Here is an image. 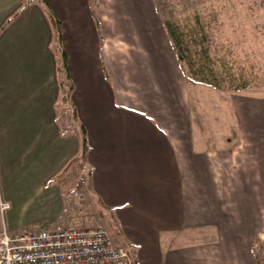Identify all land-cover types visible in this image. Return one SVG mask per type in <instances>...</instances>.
I'll return each mask as SVG.
<instances>
[{
	"label": "crops",
	"instance_id": "obj_1",
	"mask_svg": "<svg viewBox=\"0 0 264 264\" xmlns=\"http://www.w3.org/2000/svg\"><path fill=\"white\" fill-rule=\"evenodd\" d=\"M20 1L0 0V26ZM29 1L0 32V174L4 189L0 199L8 202L7 197L16 193L43 198L45 217L56 222L64 211L63 193L49 180L79 157L78 125L82 124L88 150L80 166L90 170L94 196L117 216L119 236L137 249L134 254L129 250L132 264H253L248 234L264 227V203L261 210L258 201L264 199V158L259 160L258 175L251 167L248 175L250 181L263 184L253 189L240 186L233 194L236 204L231 212L218 199L211 201L212 208L204 200L192 203L203 193L212 197L206 156L191 160L188 145L180 147L195 170L190 175L179 173L176 147L157 135L144 114L118 108L123 103L114 100L105 37L100 19L91 12V2L45 0L61 21L62 48L73 87L67 105L76 110V123L75 129H67L62 121L66 115H59L61 104L66 106L59 103L65 91L59 84L65 74L62 58L53 47L54 31L40 0ZM255 119L248 116L247 121L256 129ZM68 120L72 122L71 114ZM187 175L195 188L182 196L177 183ZM187 198L189 206L183 202ZM61 227L58 224L53 229ZM189 227L210 229L215 244H169L172 231Z\"/></svg>",
	"mask_w": 264,
	"mask_h": 264
},
{
	"label": "rangeland",
	"instance_id": "obj_2",
	"mask_svg": "<svg viewBox=\"0 0 264 264\" xmlns=\"http://www.w3.org/2000/svg\"><path fill=\"white\" fill-rule=\"evenodd\" d=\"M90 2L105 37L104 54L114 100L123 103L118 108L144 114L145 120L154 124L157 135L176 147L179 173L190 175L195 170L192 171L188 165L191 161L181 150L185 145H188L191 160L206 156L205 170L212 197L203 193L193 198L192 203L204 200L208 208H212L211 201L216 203L218 199L224 202L225 210L231 212L236 204L232 197L239 188L250 186L253 189L263 184L258 180L250 181L248 175L249 167L258 175L259 160L264 158V0ZM135 17L139 21L138 27ZM165 19L174 20L184 29H190L198 20L207 36L211 55L219 62L216 66L219 75L225 80L224 70L229 67L236 77L246 78L249 87L243 91H230L193 80L186 66L175 56L163 27ZM53 47L57 52L56 37ZM63 82L65 91H62L59 103H66L63 97L71 85L69 80ZM225 82H221V86ZM67 104L70 105L61 104L59 115L61 118L66 115L62 121L72 130L76 120L69 122L70 106ZM248 116L256 118L258 128L248 125ZM87 167L74 161L63 170L61 180L49 182L60 187L63 193L64 211L56 222L45 217L43 198L16 193L7 197L10 209L0 214V229L5 228L13 235L23 230H52L58 224L66 228L101 225L109 230L116 244L125 245L134 254L137 251L134 244L118 234L122 230L115 213L94 196ZM189 175L177 183L182 196L190 195V188H195ZM0 191L4 195L1 174ZM185 200L183 202L189 206L190 199ZM258 201L262 210L264 199ZM259 215L262 217L263 213ZM263 234V225L248 234L253 264H264ZM169 235L171 246L184 241L189 245L215 244L210 229L189 227Z\"/></svg>",
	"mask_w": 264,
	"mask_h": 264
},
{
	"label": "built area",
	"instance_id": "obj_3",
	"mask_svg": "<svg viewBox=\"0 0 264 264\" xmlns=\"http://www.w3.org/2000/svg\"><path fill=\"white\" fill-rule=\"evenodd\" d=\"M8 209L9 202L0 199V214ZM0 264H132V257L101 225L23 230L13 235L1 228Z\"/></svg>",
	"mask_w": 264,
	"mask_h": 264
},
{
	"label": "trees",
	"instance_id": "obj_4",
	"mask_svg": "<svg viewBox=\"0 0 264 264\" xmlns=\"http://www.w3.org/2000/svg\"><path fill=\"white\" fill-rule=\"evenodd\" d=\"M29 2V0L20 1L18 7L1 24L0 32L18 16L20 10L25 6V4H28ZM40 2L41 6L43 7L44 15L47 18L51 29H53L54 31V38L56 37L57 52L62 58L61 68L65 74L64 79L70 81V77L68 75V72L66 71V54L62 48L61 21L57 17H55V15L50 11L45 0H40ZM91 12L94 14L93 10H91ZM163 27L166 35L168 36L171 42L173 51L178 62L186 66L187 73L193 80L216 89L225 87L230 91H243L249 87L250 82L242 76L236 77L234 73H231L229 67L228 69L224 70L226 82L223 77L219 75L216 69V66L219 65V62L217 59H214L212 57L207 41V36L203 30L201 23L198 22V20L196 21V24L193 27H190V29H184L174 20L165 19L163 21ZM221 67L223 68L225 67V65L222 63ZM58 71L60 70L58 69ZM221 82H225L224 86H221ZM62 86H65L64 82H61L59 84V88L62 89ZM72 90L73 87L71 84L67 88L65 97H63L64 102L70 104V96ZM70 114L71 120L75 123L76 110L73 106L70 107ZM78 127L81 138L80 155L78 158L71 159L63 168L64 171L69 165L73 164L74 161H78L82 165V161H85L86 158V153L88 150L86 130L82 124H79ZM63 170L62 173H59L57 176H55L54 179L51 178L49 182H52L54 180H61L62 175L64 174Z\"/></svg>",
	"mask_w": 264,
	"mask_h": 264
}]
</instances>
